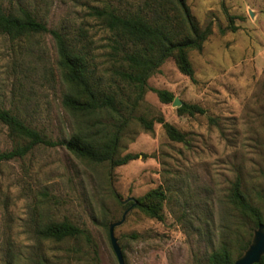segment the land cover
Here are the masks:
<instances>
[{"label":"rangeland","instance_id":"374dc122","mask_svg":"<svg viewBox=\"0 0 264 264\" xmlns=\"http://www.w3.org/2000/svg\"><path fill=\"white\" fill-rule=\"evenodd\" d=\"M186 3L198 26L212 29L201 50L188 51L195 80L169 57L147 85L205 113L181 115L150 89L134 112L147 119L161 116L186 134V142L170 140L159 123L145 130L132 119L121 133L119 155L145 153V159L111 167L82 160L61 145L39 144L1 162L0 264H119L111 225L125 264H208L210 253L233 237L236 219L228 195L236 179L264 211V0ZM106 6L135 11L143 0H0L5 11L25 8L67 35L86 52L100 86L115 89L122 84L113 74L118 65L113 35L93 14L94 7ZM66 92L50 34L18 39L0 34V108L60 141L75 128L61 104ZM15 144L0 122V152ZM157 187L167 197L162 221L136 206ZM63 220L84 233L63 241L37 234L43 225Z\"/></svg>","mask_w":264,"mask_h":264},{"label":"trees","instance_id":"16d2710c","mask_svg":"<svg viewBox=\"0 0 264 264\" xmlns=\"http://www.w3.org/2000/svg\"><path fill=\"white\" fill-rule=\"evenodd\" d=\"M93 14L113 35V56L118 62L113 74L122 84L115 89L100 86L94 78L86 52L67 35L48 28L25 8L5 11L0 7V34L10 39L50 34L56 48L57 66L67 85L61 104L75 120L70 137L54 141L27 125L10 110L0 108V122L16 142L10 150L0 152V163L23 157L39 144L61 145L82 160L95 164L107 163L111 167L138 158L145 159L148 157L145 153L119 155L121 133L132 119H136L145 130H152L153 125L159 123L170 140L186 142V134L161 116L147 119L134 115V112L147 89L155 92L161 102L172 103L174 96L171 92L147 85L149 77L158 71L167 58L172 57L179 72L191 81L195 80L188 51L201 50L211 34V25L200 28L186 0H143L142 8L128 12L109 6L94 7ZM228 20L229 28L236 30L233 17L228 15ZM220 32L224 30L220 29ZM126 89L131 92L125 93L123 90ZM177 112L192 116L204 114L205 110L197 104L184 102ZM107 118H111V121ZM166 198L161 187L153 188L137 199L136 206L146 216L162 221ZM261 200L264 202V192ZM228 204L236 219L231 229L233 237L223 241L210 253L208 264H233L251 243L253 229L264 223V211L249 200L238 179L231 186ZM83 233L82 229L67 220L49 222L37 231L40 237L54 241L77 238ZM130 236L137 235L133 233ZM255 264H264V255Z\"/></svg>","mask_w":264,"mask_h":264},{"label":"water","instance_id":"95a60500","mask_svg":"<svg viewBox=\"0 0 264 264\" xmlns=\"http://www.w3.org/2000/svg\"><path fill=\"white\" fill-rule=\"evenodd\" d=\"M172 106L180 107L183 102L175 97L172 101ZM113 225L110 227V238L113 249L117 256L119 264H125L124 258L121 252L120 247L117 244V240L113 235L112 231ZM264 255V224H260L258 231L255 233L253 242L245 250L244 254L237 258L233 264H255L258 263L261 259V256Z\"/></svg>","mask_w":264,"mask_h":264}]
</instances>
